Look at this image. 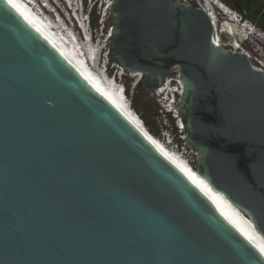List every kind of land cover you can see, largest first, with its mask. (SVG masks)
<instances>
[{"label":"water","instance_id":"obj_1","mask_svg":"<svg viewBox=\"0 0 264 264\" xmlns=\"http://www.w3.org/2000/svg\"><path fill=\"white\" fill-rule=\"evenodd\" d=\"M111 14L112 62L146 92L178 71L196 170L264 238V71L216 45L202 8ZM0 264H264L17 0H0Z\"/></svg>","mask_w":264,"mask_h":264},{"label":"bare ground","instance_id":"obj_2","mask_svg":"<svg viewBox=\"0 0 264 264\" xmlns=\"http://www.w3.org/2000/svg\"><path fill=\"white\" fill-rule=\"evenodd\" d=\"M17 1L22 6H24L39 21V23L45 28V30L50 34V36L56 41V43L62 48V50L72 60V62L75 64V66L84 76V78L88 81V83L92 87H94V89L98 91L100 95H102L105 99H107V101H109V103H111L121 113V115H123V117L132 125V127H134L145 139H147V141H149V143L157 151V153H159V155H161L165 160H167L176 169H178L181 173H183L205 195H207V197H209L215 203L216 209L224 216V218L227 221H229L230 224L234 226L240 233H242V235L253 246L259 249L261 253L264 255V246L260 242L261 238L259 237L258 233H256V231L254 230L255 227L253 225V222L250 221L251 219L249 221L248 220L242 221L239 217L235 215L236 207L234 208V207H228L227 205H224L227 209H229V210H225L222 204H225L224 202H227V200L221 195V193H218L217 191L212 189L210 184L205 179H202V177L199 175L196 168L189 162L188 158L184 156V153H181L180 151L179 153L177 151L176 153L172 152L171 151L172 147L171 149L168 148V146L170 147L168 142H166V144L168 145L166 146L165 144L161 145L160 141H156L155 139H153L149 135V133L146 131L144 126L142 125V120L141 118H139L140 116L133 109V107H130V103L123 99L121 91H120L121 89L117 86V84L108 80L105 77L99 78L95 76L96 75L95 69L91 67L90 60L87 56L88 53L92 52V48L88 46L87 44V41H89V38L85 39L86 43H82L79 41L80 39L79 35H78V38H79L78 39L75 36V34H72L66 26L54 24V23L50 24L48 21V15H45V13L42 12V9H41L42 7L41 8L39 7L40 0H17ZM208 1H210L211 5H213L211 1H215L218 4H220L219 1L217 0H208ZM202 2L205 4L207 0H203ZM68 3L70 4V6L73 8L74 11H77L76 14L78 15V12H79L78 11V0H70L68 1ZM202 10L208 13V17L213 23L214 36H216L214 40H215L216 45L218 47H224L220 41L221 33H219V30H218V21L216 19L215 14L211 12L208 8L202 7ZM71 20L74 21L73 18H71ZM110 39L111 37L109 38L108 42H110ZM245 56L248 59H250L248 55H245ZM256 70L264 71V69L262 70L256 69ZM122 75H123V72H121L120 76ZM138 78L140 81L142 79V76ZM173 81L174 80L168 78L166 84H164L160 89L165 92L173 90V93L175 94V100L177 102V99L179 98L181 94L182 87H179L176 90L170 89V87L172 86L171 83ZM179 84L181 85V83ZM175 91L176 92L178 91L179 94L176 93ZM176 96L178 97L177 99H176Z\"/></svg>","mask_w":264,"mask_h":264},{"label":"rangeland","instance_id":"obj_3","mask_svg":"<svg viewBox=\"0 0 264 264\" xmlns=\"http://www.w3.org/2000/svg\"><path fill=\"white\" fill-rule=\"evenodd\" d=\"M41 1L45 3L49 9L57 10L56 16L60 17L58 24L66 26L72 34H75V36L78 38V33L75 31L78 30L77 26L75 29L71 26L69 21H67L66 18L71 20L73 18L72 14H69V8L68 4L64 2V0H40L39 6L42 7ZM70 1V0H68ZM82 1L85 5L89 7V9H92L96 3V1H93L92 3H89L91 0H79ZM203 0H189V4H191L195 8H208L211 12H213L216 16V19L218 21V30L220 34V41L223 44V46L228 49L232 50L233 52L237 53H243L244 55H248L250 58V62L256 69H264V31L260 29L258 26H256L250 19H248V16H246V12L243 8V5L240 2H237V0H219L221 1L225 6L230 8L233 12L237 14L243 15L246 19L249 20L250 25L252 26V29L255 34L249 35L247 33V30L242 28L239 23L228 21V19L222 15H219V11L215 10L213 5H211L210 1L207 0V2H202ZM251 4L253 5V10H261L264 11V0H250ZM61 6L63 10H65L64 14L61 13V9L59 10L57 6ZM63 5V6H62ZM40 7V8H41ZM98 7L95 6L93 9V12H95V15L99 18L97 14ZM60 13V15H58ZM48 15L52 17V14L48 12ZM69 17H68V16ZM98 19V26L95 29L97 38V42H100L103 44V41L106 39V36L109 32V29L112 27V18L108 17L106 19V22L104 24L103 30L101 29L100 23ZM230 22V23H229ZM66 23V24H65ZM56 24V21H55ZM74 30V31H73ZM225 30V31H224ZM229 30L230 34L226 31ZM79 39V38H78ZM80 42L81 39H79ZM83 43V42H82ZM109 43L107 42V50H109ZM105 45V44H104ZM110 59V69L109 74L110 76L115 77L117 67ZM121 77V84L127 87H129V101L131 103V100L134 99L136 105L139 107L141 113L147 118L149 121L151 127L150 130L146 129L143 121L142 125L146 129V131L149 133V135L155 139L156 141H160L161 145L166 144V142H173L174 147L168 146L169 149H171L172 152H175L179 150L181 153H184V156L188 158L189 162L192 165L196 164V157L192 153V151L185 147L184 141H183V135L179 134L177 131V128L175 126V120H173V117L167 116L165 117L162 115V104H159L158 96L156 95V92H146L143 91L140 87V81L139 78L136 77L133 74L130 73H124V75ZM109 80V79H108ZM170 89H173V87H176V82L171 83ZM173 93L172 91H169ZM166 95H164V98ZM177 99V96H176ZM138 114V113H137ZM139 115V114H138ZM141 118V117H139ZM167 135V136H166ZM177 147V148H176Z\"/></svg>","mask_w":264,"mask_h":264},{"label":"clouds","instance_id":"obj_4","mask_svg":"<svg viewBox=\"0 0 264 264\" xmlns=\"http://www.w3.org/2000/svg\"><path fill=\"white\" fill-rule=\"evenodd\" d=\"M211 2L213 3L214 9L219 11L218 4H216L214 1H211ZM78 11H79L78 15L76 14L77 11H73V13L75 16H77L79 18V25L74 18H73L74 21L69 20L68 18H66V19L70 22L73 29H75L77 26L78 30L75 29V31L78 33V35H79V37L83 43H86L85 39L89 38V41H87V44H88V46H90L92 48V52L88 53L87 56L90 60V64L93 65L96 69V75L95 76L99 77V78L100 77H103V78L104 77L105 78L110 77V74H109V69H110V64H111L110 59H109L110 55H108L107 49H106L104 44L97 43V38L94 35V29L91 27V22H90V18H91L90 14H91L92 9H89V7L81 1L80 6H78ZM64 12H65V10L61 11V13H63V14H64ZM218 13L220 14L221 12L219 11ZM58 14L60 15V13H58ZM238 15H239L240 20H243L246 24L250 25L248 19H246L241 14H238ZM94 56H95V58H94ZM120 73L121 72H119V70L117 69L115 77H113V76H111V77L115 79V80L113 79L112 82L116 81L120 84L119 88L121 89L120 91H121L122 97L125 99L126 97H128V92H127V89L125 88V86L122 85L121 82H119V81H121V77H120L121 74ZM202 179H204V178H202ZM221 195L227 200V202H224L225 204H222V206L225 210H229V209H227L224 205H227L228 207H234V208L236 207L223 194H221ZM232 205H234V206H232ZM235 215L237 217H239L242 221H245V220L249 221L250 220V218L247 217L237 207H236V214ZM254 230L256 231V233H258V231L255 228H254ZM258 235L261 238V240H260L261 244L264 246V238L259 233H258Z\"/></svg>","mask_w":264,"mask_h":264},{"label":"built area","instance_id":"obj_5","mask_svg":"<svg viewBox=\"0 0 264 264\" xmlns=\"http://www.w3.org/2000/svg\"><path fill=\"white\" fill-rule=\"evenodd\" d=\"M93 1H96L94 7L95 6L98 7L97 14H98L99 19H100L99 23H100L101 29L103 30L106 19L108 17L112 18L111 7L114 3V0H91L90 3H92ZM180 1L183 2L184 4L191 5V4H189V0H180ZM217 1H219V0H217ZM219 3H222V2L219 1ZM94 7L92 8V11H93ZM111 31H112V27L109 29V32L106 36V39L103 41V44H105L106 48H107V42H108L109 38L111 37L110 36ZM94 35H96L95 29H94ZM213 41H215L214 38H213ZM97 43H100V42H97ZM107 52L109 55V50H107ZM173 73H174L173 76L171 78H169V79H172L176 82V87H173V89L176 90L179 87H182L181 88V93H182L183 85L179 79V73L177 70H174ZM166 82H167V80H166ZM166 82H165V84H166ZM179 83H181V85ZM176 93H178V91ZM156 95L158 96L159 104L160 105L162 104V110H161L162 115H164L165 117L171 115L173 117V120H175V126L177 128V131L179 134L183 135L182 139H183V141H185L187 131H186V128H185V125H184L182 119L179 118V116H178V105H179V98H180L181 94H180L179 98L177 97L178 98L177 102L175 100V94L172 92H169V91L165 92V91H162L161 89H158L156 92ZM164 95H166L165 98H164Z\"/></svg>","mask_w":264,"mask_h":264},{"label":"trees","instance_id":"obj_6","mask_svg":"<svg viewBox=\"0 0 264 264\" xmlns=\"http://www.w3.org/2000/svg\"><path fill=\"white\" fill-rule=\"evenodd\" d=\"M237 2H240L243 5V8L246 12V16H248V19H250L256 26H258L260 29L264 31V11L261 12V10H253V5L251 4L250 0H237ZM90 22L91 27L94 29L98 26V17L95 15V12L91 11L90 14ZM127 92L129 95V87H127ZM131 104L133 109L139 114L141 117V120L143 121L146 129L150 130V123L147 120V118L141 113L139 107L136 105L134 99L131 100ZM196 167V164L193 165Z\"/></svg>","mask_w":264,"mask_h":264},{"label":"snow or ice","instance_id":"obj_7","mask_svg":"<svg viewBox=\"0 0 264 264\" xmlns=\"http://www.w3.org/2000/svg\"><path fill=\"white\" fill-rule=\"evenodd\" d=\"M6 2H8V3H11V2H12V0H6Z\"/></svg>","mask_w":264,"mask_h":264}]
</instances>
